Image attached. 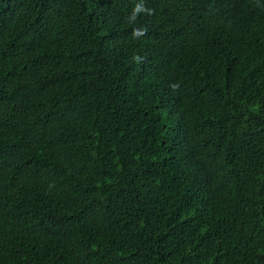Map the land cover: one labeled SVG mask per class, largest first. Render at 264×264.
<instances>
[{
	"label": "trees",
	"instance_id": "16d2710c",
	"mask_svg": "<svg viewBox=\"0 0 264 264\" xmlns=\"http://www.w3.org/2000/svg\"><path fill=\"white\" fill-rule=\"evenodd\" d=\"M140 2L0 0V264H264V0Z\"/></svg>",
	"mask_w": 264,
	"mask_h": 264
},
{
	"label": "clouds",
	"instance_id": "9594fccd",
	"mask_svg": "<svg viewBox=\"0 0 264 264\" xmlns=\"http://www.w3.org/2000/svg\"><path fill=\"white\" fill-rule=\"evenodd\" d=\"M152 9H150V8H147L146 6H145V4L143 3V0H141V2L140 3H137V4H135V7H134V9H133V12H132V15H131V19L132 20H135L136 19V17L140 14V13H146V14H152ZM133 35H134V37H140V36H142V35H145V30H143V29H136V30H134V32H133Z\"/></svg>",
	"mask_w": 264,
	"mask_h": 264
}]
</instances>
